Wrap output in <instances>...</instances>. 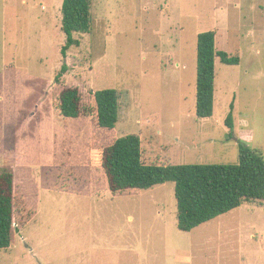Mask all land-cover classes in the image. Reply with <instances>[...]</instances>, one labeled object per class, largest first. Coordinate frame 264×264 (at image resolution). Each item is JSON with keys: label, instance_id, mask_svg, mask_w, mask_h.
Here are the masks:
<instances>
[{"label": "rangeland", "instance_id": "rangeland-1", "mask_svg": "<svg viewBox=\"0 0 264 264\" xmlns=\"http://www.w3.org/2000/svg\"><path fill=\"white\" fill-rule=\"evenodd\" d=\"M92 2L91 32L65 55L63 0H0V171L15 176L17 228L0 264H264V200L185 232L175 183L117 192L101 161L127 134L147 163H237L239 139L264 153V0ZM207 31L240 63L216 59L214 114L200 118ZM67 86L92 116L60 113ZM106 88L120 92L114 129L96 123L94 93Z\"/></svg>", "mask_w": 264, "mask_h": 264}, {"label": "trees", "instance_id": "trees-1", "mask_svg": "<svg viewBox=\"0 0 264 264\" xmlns=\"http://www.w3.org/2000/svg\"><path fill=\"white\" fill-rule=\"evenodd\" d=\"M62 30L67 35L63 53L80 45L74 34L92 30L94 14L92 0H63ZM227 65L240 63L216 47V33L207 31L197 38L196 115L209 118L214 114L216 59ZM69 68L65 64L56 75V82ZM96 123L101 128L114 129L120 121L121 102L118 89L96 90ZM234 105L226 124L234 129ZM60 113L68 118L88 117L93 110L85 107L78 87H64L60 93ZM237 163H147L143 157L142 139L137 134L119 136L102 153L105 169L114 191L149 189L157 184L175 183L177 226L189 232L216 217L239 208L245 203L264 200V153L239 139ZM15 176L9 169L0 171V250L12 246L15 229Z\"/></svg>", "mask_w": 264, "mask_h": 264}]
</instances>
